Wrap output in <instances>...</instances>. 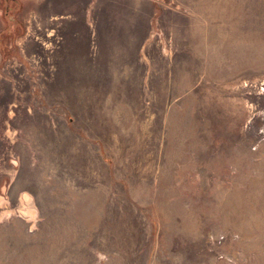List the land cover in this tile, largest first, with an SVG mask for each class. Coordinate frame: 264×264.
Returning <instances> with one entry per match:
<instances>
[{"label": "rangeland", "instance_id": "obj_1", "mask_svg": "<svg viewBox=\"0 0 264 264\" xmlns=\"http://www.w3.org/2000/svg\"><path fill=\"white\" fill-rule=\"evenodd\" d=\"M0 264H264V0H0Z\"/></svg>", "mask_w": 264, "mask_h": 264}, {"label": "crops", "instance_id": "obj_2", "mask_svg": "<svg viewBox=\"0 0 264 264\" xmlns=\"http://www.w3.org/2000/svg\"><path fill=\"white\" fill-rule=\"evenodd\" d=\"M84 12H85V14L87 13L86 11H84ZM71 13L72 12H70V11H67L65 13L64 12H61V14L63 15V17H62L63 18V21L65 20V22L68 23L67 26H69L71 24H73V25L76 24V22H77L76 20L79 17L78 14H75V15H71L70 16ZM134 13H135V11H134ZM71 27H73V26L71 25ZM133 34H134V32L132 33V36H134ZM96 35H97V30H96V28H94L93 29V33H90V35H89L88 38L95 39V36ZM100 35H101V33H99V38H101Z\"/></svg>", "mask_w": 264, "mask_h": 264}]
</instances>
